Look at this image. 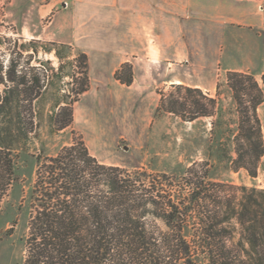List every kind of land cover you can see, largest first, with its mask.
I'll return each instance as SVG.
<instances>
[{
    "label": "trees",
    "instance_id": "trees-1",
    "mask_svg": "<svg viewBox=\"0 0 264 264\" xmlns=\"http://www.w3.org/2000/svg\"><path fill=\"white\" fill-rule=\"evenodd\" d=\"M21 46L26 47L24 43ZM54 50L60 57V49ZM80 57L84 72L77 95H59L50 114L57 130L72 125L73 104L90 87L88 57L85 53ZM0 67L4 68L3 62ZM16 67L11 62L6 76H0V86L4 85L0 93V211L9 187L19 179L15 156L10 154L34 129V113L27 114L23 105L36 103L45 90L40 74L29 80L25 74L17 75ZM132 71L127 62L115 76L130 85ZM227 80L238 112L234 162L237 168L244 167L256 176L264 154L257 112L264 101V73L259 81L250 72L228 71ZM173 85L185 89L187 97L181 101L163 94L164 110L187 121L202 116L222 121L219 93L213 97L197 87ZM3 169L11 174L6 183ZM162 177L166 174L99 160L80 134L55 154H38L36 180L25 210L22 264H264V188L241 185V198L232 204L215 201L211 193L204 195L210 189H202L198 181V196L190 199L211 204L199 205L198 220L188 224L186 216L195 207L181 201L185 199L183 191L175 199ZM182 179L188 181L186 176ZM23 206L19 205L20 212ZM148 217L163 220L168 230H160ZM233 218L240 225L239 237L226 234L229 225L225 223Z\"/></svg>",
    "mask_w": 264,
    "mask_h": 264
},
{
    "label": "rangeland",
    "instance_id": "rangeland-1",
    "mask_svg": "<svg viewBox=\"0 0 264 264\" xmlns=\"http://www.w3.org/2000/svg\"><path fill=\"white\" fill-rule=\"evenodd\" d=\"M34 4L30 0H0V62L4 63V68L0 67V76H6V69L15 62L17 75L25 74L30 80L33 75L40 74L45 84L41 98L32 107L25 102L22 108L29 115L32 111L34 113L35 124L29 133L30 138L10 154L15 156L19 179L9 187L0 211V264L23 263L27 233L25 210H28L29 195L36 180L38 154H55L79 134L91 153L101 161L129 168L144 167L152 173L166 174L161 180L174 197L183 191L185 199L181 201L196 209L187 214L188 224L198 220L199 205L211 204L204 199L198 201L199 204L190 199L193 195L198 196V181L202 182V189H210L208 192L204 190V195L211 193L215 201H230L232 204H237L241 198V185L264 188V154L257 164L256 176L244 167L237 168L234 162L237 157L238 112L227 80L228 71L225 70L221 72L213 95L215 97L219 93L224 113L222 121H216L212 116L187 121L164 110L161 107L163 94H172L183 101L188 92L162 82L166 78L163 66L150 69L141 62L136 67L131 63L133 78L138 72L139 84L148 86L144 90L139 89V96L135 93L111 96L105 91L104 84L96 85L81 94L73 104L72 125L57 130L58 124H52L50 114L59 95L70 94V98L77 95L84 72L80 57L83 50L75 43H64L67 46H63V42H59L56 36L60 32L59 18L50 25L53 13L27 16L29 6ZM21 43L26 47L23 48ZM49 48L53 50L48 51ZM55 48L60 49V57ZM95 63H92L94 75L109 77L112 60L104 65ZM87 70L91 84L89 64ZM146 74L154 78L151 79V75L146 78ZM254 76L261 81L262 74ZM3 87L0 86V93ZM257 112L264 142V101ZM3 174V183L10 181L8 170L3 169ZM184 176L187 182L182 179ZM20 204L24 205L22 212L19 211ZM16 220L18 224L15 226ZM148 221L156 223L162 231L168 230L161 219L148 217ZM225 224L229 225L226 234L240 236V225L235 218Z\"/></svg>",
    "mask_w": 264,
    "mask_h": 264
},
{
    "label": "crops",
    "instance_id": "crops-1",
    "mask_svg": "<svg viewBox=\"0 0 264 264\" xmlns=\"http://www.w3.org/2000/svg\"><path fill=\"white\" fill-rule=\"evenodd\" d=\"M30 1L35 4L27 16L53 13L50 25L59 18V42L75 43L87 55L89 91L104 84L111 96H139L148 86L139 84L138 72L130 85L115 76L127 62L163 66L162 82L211 96L223 70L264 73V0ZM108 60L113 62L109 77L94 75L92 63Z\"/></svg>",
    "mask_w": 264,
    "mask_h": 264
}]
</instances>
